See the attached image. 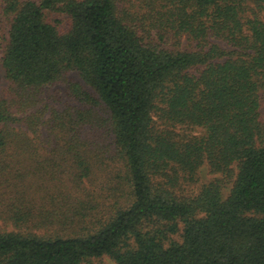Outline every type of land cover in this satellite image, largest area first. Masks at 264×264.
Masks as SVG:
<instances>
[{
    "label": "trees",
    "instance_id": "obj_1",
    "mask_svg": "<svg viewBox=\"0 0 264 264\" xmlns=\"http://www.w3.org/2000/svg\"><path fill=\"white\" fill-rule=\"evenodd\" d=\"M0 52V264H264V0H0Z\"/></svg>",
    "mask_w": 264,
    "mask_h": 264
},
{
    "label": "rangeland",
    "instance_id": "obj_2",
    "mask_svg": "<svg viewBox=\"0 0 264 264\" xmlns=\"http://www.w3.org/2000/svg\"><path fill=\"white\" fill-rule=\"evenodd\" d=\"M55 17H57L56 14H52L50 17L47 16L46 20L47 21H53ZM59 28L61 30H65L66 29V24L65 23H60L59 24ZM0 58H1V52H0ZM7 86H8V82L5 79L4 70L2 69L1 63H0V90H1V93L3 92V90H6ZM54 89H58L57 86L52 88V90H54ZM61 97L65 99L66 96H61ZM199 177L201 178L200 181H202L205 178H209V175L207 174L206 170H201V173L199 174ZM106 263L109 264L108 262H106Z\"/></svg>",
    "mask_w": 264,
    "mask_h": 264
}]
</instances>
